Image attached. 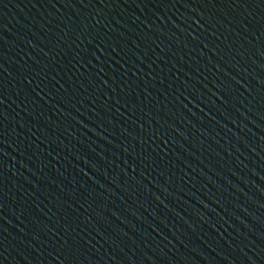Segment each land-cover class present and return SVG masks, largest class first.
Instances as JSON below:
<instances>
[{
  "label": "water",
  "instance_id": "water-1",
  "mask_svg": "<svg viewBox=\"0 0 264 264\" xmlns=\"http://www.w3.org/2000/svg\"><path fill=\"white\" fill-rule=\"evenodd\" d=\"M0 101V264H264V0H0Z\"/></svg>",
  "mask_w": 264,
  "mask_h": 264
},
{
  "label": "snow or ice",
  "instance_id": "snow-or-ice-1",
  "mask_svg": "<svg viewBox=\"0 0 264 264\" xmlns=\"http://www.w3.org/2000/svg\"><path fill=\"white\" fill-rule=\"evenodd\" d=\"M185 7H188L189 5L188 4H185L184 5ZM0 103H3V101H0ZM65 251L67 252V258H71V256L73 255L74 253V249L72 247H68L65 249Z\"/></svg>",
  "mask_w": 264,
  "mask_h": 264
}]
</instances>
